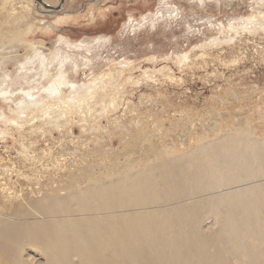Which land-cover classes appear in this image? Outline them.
Here are the masks:
<instances>
[{"label": "bare ground", "instance_id": "1", "mask_svg": "<svg viewBox=\"0 0 264 264\" xmlns=\"http://www.w3.org/2000/svg\"><path fill=\"white\" fill-rule=\"evenodd\" d=\"M47 1L0 0V14L9 7L0 41L21 38L11 30L12 23L19 25L34 3L49 12L45 6L59 2ZM258 5L250 17L219 34H264V4ZM162 13L137 22L129 17L125 27L154 26ZM28 44L30 53L21 60L0 56V103L5 108L0 109V137L12 132L23 136L26 129H40L38 124L52 129L74 120L98 124L97 117L114 112L127 88L152 83L165 73L163 67L138 79L130 63L118 62L78 84L68 67L77 73L80 66L74 65L72 53H65L75 47L63 36L47 53L41 41ZM220 44L211 39L201 47V57L205 48ZM191 58L179 54L175 63L188 68L194 64ZM9 60H16L12 73L3 70ZM197 121L190 120L175 139H166L161 125L139 135L125 133L130 143L122 153L110 142L106 150L100 148L94 164L86 161L88 154H80L82 164L68 166L64 185L48 189H33L38 184L20 170L16 177L25 190L16 189L1 177L7 170L1 164L0 264H264V135L245 124L231 130L214 125L206 131ZM101 130L103 136L109 133Z\"/></svg>", "mask_w": 264, "mask_h": 264}, {"label": "rangeland", "instance_id": "2", "mask_svg": "<svg viewBox=\"0 0 264 264\" xmlns=\"http://www.w3.org/2000/svg\"><path fill=\"white\" fill-rule=\"evenodd\" d=\"M256 3L264 4V0H66L58 11L49 12L41 11L34 3L26 18L18 20L19 25L12 23L11 30L21 38L0 41V56L21 60L30 53L28 42L41 41V50L46 51L63 36L75 47L62 48L65 53H72L74 65L80 66L77 73L68 67L78 84L90 82L121 62L132 65L134 78L141 79L143 72L163 67L165 73L152 83L142 81L127 88L128 93L114 112L97 117L98 124L74 120L73 125L63 122L60 129L38 124L40 129H26L24 137L17 132L0 137V165L7 168L1 174L3 180L11 181V186L18 190L23 188L22 179L17 181L16 177L20 170L33 178L34 185H39L33 189L64 185L68 166L82 164L80 154H88L86 161L93 162L99 158L100 148L106 150L110 142L113 150L122 153L130 143L125 140V133L139 135L143 131L151 132L157 125L166 129L163 131L166 139L179 137L190 120H198V126L206 125V131L214 125L231 130L245 124L257 136H263L264 34L221 36L230 23L236 26L259 9L261 5ZM59 4L60 0L54 7ZM162 5L175 11L171 13ZM156 11L163 13L154 26L125 27L129 17L137 22L143 17H153ZM8 12L6 7L4 15ZM4 15L0 14L2 31L5 30ZM211 39H220L222 44L205 48L202 58L201 47ZM88 41L91 46L87 45ZM80 42H85V47ZM188 53L194 63L189 65L191 68L176 65V55ZM15 62L9 60L3 70L14 72ZM0 109L5 111L1 103ZM103 128L109 131L107 135H101ZM140 153L139 150L134 156Z\"/></svg>", "mask_w": 264, "mask_h": 264}, {"label": "water", "instance_id": "3", "mask_svg": "<svg viewBox=\"0 0 264 264\" xmlns=\"http://www.w3.org/2000/svg\"><path fill=\"white\" fill-rule=\"evenodd\" d=\"M63 2H64V0H61L60 4L58 6H56V7H47V6H45V8H48L50 11H58L60 9V7L62 6Z\"/></svg>", "mask_w": 264, "mask_h": 264}]
</instances>
